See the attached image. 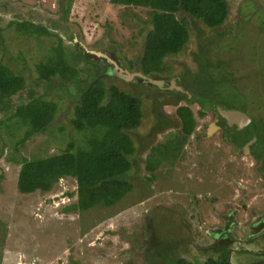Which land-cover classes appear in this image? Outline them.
<instances>
[{
    "label": "rangeland",
    "instance_id": "1",
    "mask_svg": "<svg viewBox=\"0 0 264 264\" xmlns=\"http://www.w3.org/2000/svg\"><path fill=\"white\" fill-rule=\"evenodd\" d=\"M228 1L231 15L224 28L212 31L197 22L200 38L192 28L186 50L165 60L172 72L163 78H147L152 83L137 77L128 81L112 65L88 64V81L105 76L107 85H116L143 101L142 126L132 133L137 149L129 173L133 189L117 206L83 213L66 211L77 201L73 178L29 195L17 188L22 157L47 158L61 154L71 139L80 143L71 126L78 99L67 93L76 94L83 83L53 89L59 111L51 128L17 152L14 142L23 137L25 129L0 131L6 143L3 150L0 142V264H178L181 259L186 263L179 264L204 263L219 258L200 252L213 242L207 234L224 228L231 213L244 228L262 215L264 178L260 171L264 167L259 171V163L245 157L241 149L235 153L219 133L215 135L217 130L208 136L214 115L205 101L204 109L211 114L203 117V105L194 97L208 98L243 115L245 129L234 134V141L257 138L253 156L264 160V0ZM68 16L62 14L59 0H0V60L23 73L32 85L37 78L35 66L59 42L49 37L39 43L17 34L13 23L32 21L59 34L71 64L78 54L89 51L114 59L132 74H141L138 62L150 29L144 24L148 10L117 8L110 0H76ZM223 33L224 38L220 37ZM200 43L210 52L201 54L198 62L194 55ZM99 59L103 58L93 61ZM175 88L189 96L188 102L175 104L169 93ZM181 106L193 111L194 135L200 133L199 138L184 140L176 113ZM159 113L173 124L151 139ZM234 228L236 238L245 240L243 229ZM259 244L263 251L264 240ZM249 245V250H255ZM235 247L247 249L240 243ZM245 256L249 254L234 255L230 263L263 259Z\"/></svg>",
    "mask_w": 264,
    "mask_h": 264
},
{
    "label": "trees",
    "instance_id": "2",
    "mask_svg": "<svg viewBox=\"0 0 264 264\" xmlns=\"http://www.w3.org/2000/svg\"><path fill=\"white\" fill-rule=\"evenodd\" d=\"M75 1L59 0V7L66 19ZM110 2L117 8L148 10V19L144 24L149 25L150 29L145 36L138 66L143 76L155 79L159 76L163 78V75L172 72L165 60L186 50L192 28L197 29L200 38L202 31L196 26L197 22L207 29L216 31L224 28L231 15L228 0H110ZM13 25L17 34L26 38H36L39 43L42 38L56 37L59 40L56 46H52L48 55L35 66L37 78L31 82L32 85L27 82L23 73L14 71L0 60V131L6 129L11 133V130L25 129L23 137L14 142L16 152L31 138L43 135L51 128L59 111L52 93L53 89L58 86L71 89L77 83L84 84L79 87L76 94L66 90L70 91L68 95H75L78 99L71 126L77 133L75 135L80 143L71 139L61 154L47 158L35 157L29 160L22 157L19 162L21 169L17 183L18 191L22 195H29L45 189L51 190L60 180L73 178L77 181V201L66 207V211L83 213L97 207L117 206L133 189L129 173L132 170L131 159L136 155L137 149L132 133L142 126L144 118L142 99L116 85H107L105 76L98 75L88 81L91 76L87 70L88 64L111 66L102 59H99L98 63L93 61L98 54L89 51L85 55L76 53L78 55L71 64L66 56L64 41L59 34L32 21H21ZM220 37L224 38V33ZM206 51L203 43H200L199 51L194 55L196 61L200 62L201 54ZM104 57L114 61L106 55ZM80 74L87 76L83 79ZM169 93L175 97V104L181 101L188 102L189 96L186 94L176 90ZM194 97H198L197 100L202 105L205 101H211L201 96ZM176 113L185 140L195 131L194 113L188 106L178 107ZM172 124L163 113H159L149 138L153 139ZM0 142L5 150L6 143L1 136ZM151 149L155 151L157 147ZM209 233L215 240L219 239L216 243L221 242L209 249L211 252L220 253L219 258L198 264H229L228 250L231 242L228 231L225 228L221 232ZM149 243L151 245V240ZM149 247L145 250V257ZM178 262L186 263L183 259Z\"/></svg>",
    "mask_w": 264,
    "mask_h": 264
},
{
    "label": "flooded vegetation",
    "instance_id": "3",
    "mask_svg": "<svg viewBox=\"0 0 264 264\" xmlns=\"http://www.w3.org/2000/svg\"><path fill=\"white\" fill-rule=\"evenodd\" d=\"M133 74H135L136 77L140 76V73L139 74L133 73ZM175 90H176V88H175ZM207 107L210 108V111H212V114L214 115L213 120L211 119L212 121L207 127V135L209 136L210 135L209 133H213V131L217 130V132H215V135H216V133H219L220 136L222 137V139H224L225 143L234 149L235 153H237V151H239L241 149L243 151L245 157H252L253 159H255V161H257L259 163L257 165V168L260 171L262 166L264 167V160H261L262 158L260 160H257L253 156V148L257 144V138L253 139V137H251V138L247 139V141L244 143H241L240 140H238L237 142L234 141V134H237L238 132H241L245 129L244 127L246 126V122L243 119L244 117L240 116V117L234 118L232 120L230 119L228 122V120L221 118V116L219 114V110L217 108H220V109H223V108L221 106H219L216 102H214L213 100H211L210 102H207ZM210 111L208 112L207 109H204V104H203L202 112H204V114L206 113L205 115L203 114V117L210 115L211 114ZM226 111H229V110L226 109ZM194 134H195V132H193V134L190 136V137H192V139H197L200 137V133H196V135H194ZM260 172H262L261 176H262V178H264V171H260ZM261 181H264V180H261ZM262 208H264V206ZM226 221H227L226 226L222 229L221 228L217 229V231L221 232L225 228L228 231L229 240L231 242V244L229 246V250H228V252H230L229 258H228L229 264H231L230 258H232L234 255H238L240 253H241V255H248L249 254L250 257H263V259L261 261H256L255 263L251 262V264H264V250L260 251V249H258V248H260L259 242L261 240H264V212L262 213L261 216L256 217L253 220V222L251 223L250 227H248V228H246V227L244 228L240 224L235 222V216H233V213H231L230 216L227 217ZM236 225H237V227H240V229L241 228L243 229V232L246 235L245 240H241V239L236 238V235L234 233V230H235L234 227ZM212 232L214 233V231H212ZM206 233H208V231ZM207 235L212 238L213 242L208 247L201 248L200 251L202 252V254L212 253V254L220 255V253H215V252L209 251V249L213 245L214 246L219 245L220 241L216 243V240H219V239L216 238V240H215V237H213L211 233H208ZM247 235H248V237H247ZM250 238H251V240H250ZM233 240H234V243L232 244ZM237 243L238 244L240 243L242 248L246 247L248 250L242 249L240 251L239 249H237L235 247V244H237ZM251 243H252L255 250H249L250 249L249 244H251ZM249 256H245V257H249ZM245 262L249 263V260L246 259Z\"/></svg>",
    "mask_w": 264,
    "mask_h": 264
},
{
    "label": "water",
    "instance_id": "4",
    "mask_svg": "<svg viewBox=\"0 0 264 264\" xmlns=\"http://www.w3.org/2000/svg\"><path fill=\"white\" fill-rule=\"evenodd\" d=\"M98 57L103 58L102 60H105L108 63H110L111 65H113L114 66V69L117 70L119 72V75L121 77H123L124 79H126V80L129 81V80H132L133 78H136V75L135 74L130 73L127 69H125L124 67H122V65L118 64L116 61L110 60L109 58H105V57L99 56V55H98ZM137 78H140L144 82H151V83L153 82L152 80L147 79V77H145V76H143L141 74ZM217 109L219 110V114H220L221 118H223L225 120H228V122H229L230 119L232 120V119L237 118V117H240V116L243 117V115H241L237 111H226V110L220 109V108H217Z\"/></svg>",
    "mask_w": 264,
    "mask_h": 264
},
{
    "label": "built area",
    "instance_id": "5",
    "mask_svg": "<svg viewBox=\"0 0 264 264\" xmlns=\"http://www.w3.org/2000/svg\"><path fill=\"white\" fill-rule=\"evenodd\" d=\"M35 264V263H34Z\"/></svg>",
    "mask_w": 264,
    "mask_h": 264
}]
</instances>
